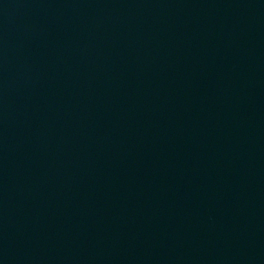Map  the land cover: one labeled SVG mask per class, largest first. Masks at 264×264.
<instances>
[{
	"label": "water",
	"instance_id": "95a60500",
	"mask_svg": "<svg viewBox=\"0 0 264 264\" xmlns=\"http://www.w3.org/2000/svg\"><path fill=\"white\" fill-rule=\"evenodd\" d=\"M0 264H264V0H0Z\"/></svg>",
	"mask_w": 264,
	"mask_h": 264
}]
</instances>
